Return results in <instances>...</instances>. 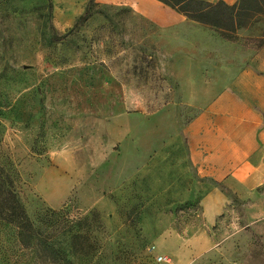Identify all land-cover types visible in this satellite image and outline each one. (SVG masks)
<instances>
[{
	"label": "rangeland",
	"instance_id": "1",
	"mask_svg": "<svg viewBox=\"0 0 264 264\" xmlns=\"http://www.w3.org/2000/svg\"><path fill=\"white\" fill-rule=\"evenodd\" d=\"M88 1L0 0V169L38 232L0 218V264H264L262 186L221 183L218 245L187 242L207 229L199 204L214 184L191 163L187 126L227 80L183 83L200 90L186 96L143 18L96 0L78 23ZM216 31L239 53L238 38L264 43V18Z\"/></svg>",
	"mask_w": 264,
	"mask_h": 264
},
{
	"label": "crops",
	"instance_id": "2",
	"mask_svg": "<svg viewBox=\"0 0 264 264\" xmlns=\"http://www.w3.org/2000/svg\"><path fill=\"white\" fill-rule=\"evenodd\" d=\"M99 1L129 5L149 24L153 31L148 41L165 57L168 75L182 83L186 96L200 90L189 92L183 83L221 77L227 80L228 86L187 126L191 163L201 176L214 181L199 204L207 229L198 231L187 242L194 250H211L218 244L207 230L224 222L231 208L228 188L222 184L233 179L248 191L264 187V43L257 48L247 47L238 38V53L236 43L160 0ZM224 1L233 5L238 0ZM207 90L209 94L210 87ZM163 111L169 114L168 109ZM256 206L248 205L249 220L256 219Z\"/></svg>",
	"mask_w": 264,
	"mask_h": 264
},
{
	"label": "trees",
	"instance_id": "3",
	"mask_svg": "<svg viewBox=\"0 0 264 264\" xmlns=\"http://www.w3.org/2000/svg\"><path fill=\"white\" fill-rule=\"evenodd\" d=\"M95 1H88L86 12L79 17L78 23L88 18L89 6L94 5ZM160 1L203 26L206 25L223 32L234 33L238 28L250 25L256 15L264 18V0H238L233 5L224 0H218V2L207 0ZM225 37L230 38L229 36ZM12 183L11 176L0 169V218L11 224L14 223L22 229L23 238H33L38 232L34 229L23 204L20 203ZM54 214L55 212L52 211V215Z\"/></svg>",
	"mask_w": 264,
	"mask_h": 264
},
{
	"label": "built area",
	"instance_id": "4",
	"mask_svg": "<svg viewBox=\"0 0 264 264\" xmlns=\"http://www.w3.org/2000/svg\"><path fill=\"white\" fill-rule=\"evenodd\" d=\"M161 259V258H160Z\"/></svg>",
	"mask_w": 264,
	"mask_h": 264
}]
</instances>
